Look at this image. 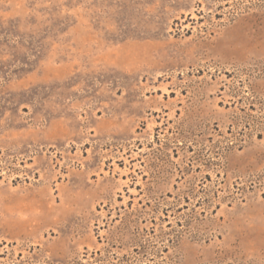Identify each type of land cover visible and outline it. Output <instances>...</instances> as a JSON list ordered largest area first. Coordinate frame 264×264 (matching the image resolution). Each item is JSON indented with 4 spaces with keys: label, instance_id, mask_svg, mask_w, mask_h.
<instances>
[{
    "label": "rangeland",
    "instance_id": "1",
    "mask_svg": "<svg viewBox=\"0 0 264 264\" xmlns=\"http://www.w3.org/2000/svg\"><path fill=\"white\" fill-rule=\"evenodd\" d=\"M0 264H264V0H0Z\"/></svg>",
    "mask_w": 264,
    "mask_h": 264
}]
</instances>
